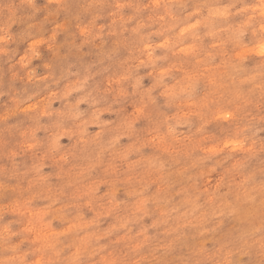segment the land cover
<instances>
[{"label":"clouds","instance_id":"1","mask_svg":"<svg viewBox=\"0 0 264 264\" xmlns=\"http://www.w3.org/2000/svg\"><path fill=\"white\" fill-rule=\"evenodd\" d=\"M0 264H264V0H0Z\"/></svg>","mask_w":264,"mask_h":264}]
</instances>
